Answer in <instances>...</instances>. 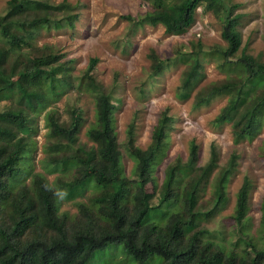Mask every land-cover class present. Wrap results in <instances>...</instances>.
I'll return each instance as SVG.
<instances>
[{
  "label": "trees",
  "instance_id": "obj_1",
  "mask_svg": "<svg viewBox=\"0 0 264 264\" xmlns=\"http://www.w3.org/2000/svg\"><path fill=\"white\" fill-rule=\"evenodd\" d=\"M149 1L151 9L135 25L161 24L167 35L185 34L195 22L197 6L221 20L224 46L205 49L198 39L176 57L187 67L178 97L187 99L196 90V107L226 98L213 122L217 127L230 126L234 145L260 134L264 50L252 54L247 45L241 46L239 16L233 15L232 7L225 0ZM75 8L67 0L57 4L7 0L0 14V39L5 42L0 45V100L13 102L0 110V264H88L97 252L105 258L104 264H264V202L256 234L245 229L252 187L248 177L235 195L231 215L235 231L228 235L235 239L225 242L207 227L228 200L227 185L237 169L238 154L233 152L220 166L219 153L211 144L209 159L200 165L199 146L191 140L187 159L168 163L159 184L155 171L165 156L174 118L165 111L159 114L145 148L135 144L134 122L125 141L119 142L116 104L93 74L97 58L90 59L75 85L94 99V117L86 128L91 144L79 143L87 121L80 107L67 108L65 119L58 109H49L44 151L48 172L57 173L55 185L43 173L33 172L37 129L32 115L46 109L64 87H74L61 54L48 45L36 46L35 36L42 26L72 27ZM10 52L16 54L12 59ZM206 55L215 58L224 76L200 85L201 58ZM148 58L150 83H154L169 60L159 58L154 49ZM122 148L133 161L129 175ZM210 182L211 196L203 201ZM147 185H152L151 190ZM84 195L87 200L76 201L74 213L59 210L61 198Z\"/></svg>",
  "mask_w": 264,
  "mask_h": 264
},
{
  "label": "rangeland",
  "instance_id": "obj_2",
  "mask_svg": "<svg viewBox=\"0 0 264 264\" xmlns=\"http://www.w3.org/2000/svg\"><path fill=\"white\" fill-rule=\"evenodd\" d=\"M7 0H0V14L5 12ZM57 4L62 0H47ZM75 5L77 19L72 27L42 26L35 36V45H48L62 56V61L68 67V76L74 87H64L59 95L51 101L48 107L41 112L33 113L34 128L37 131L33 138L36 147L32 152L33 172L43 173L54 186L56 172H48L46 153L47 144L45 114L49 109H58L61 119L67 117V108L72 105L80 107L84 122L79 133V143L91 142L86 135V128L94 117L93 96L77 89V77L82 76L91 58H97L93 74L104 88L111 92L116 104L114 124L119 142L125 141L126 130L132 122L135 124V144L145 148L149 141L152 129L159 114L165 111L173 116L174 125L168 133V144L165 156L157 165L155 177L161 184L165 166L179 158L183 162L187 159L189 144L194 140L199 146L198 163L204 164L209 159L211 144H214L219 153V165H224L233 152L238 154L237 169L230 177L227 185L228 200L224 207L207 223V227L217 232L218 238L225 242L234 240L228 235L233 229L232 212L236 192L244 177L252 183L248 224L245 229L256 234L260 223L261 203L264 202V128L257 136L245 140L237 145L232 142L229 125L217 127L214 118L226 102V98L217 97L208 105L196 107L193 103L194 93L187 99L178 97V86L181 82L186 64L177 61L181 51L187 52L192 47L191 41L201 40L205 49L224 46L225 41L220 36L221 20L212 12H196L195 22L183 35H167L161 24L142 26L135 25V20L151 9L149 0H67ZM232 7L233 15L239 16L237 28L241 34V46L247 45L252 54L264 50V0H225ZM62 15V14H61ZM131 16L132 20L124 18ZM5 44L0 39V45ZM154 49L162 60H169L162 73L150 83L148 53ZM13 58L16 54L10 52ZM203 77L200 85L219 81L223 73L218 69L215 58L206 55L201 58ZM143 90V92L141 91ZM10 99L0 100V110L12 104ZM13 105V104H12ZM57 110V111H58ZM122 162L126 175L133 168L132 159L122 148ZM212 181V180H211ZM152 185H147L151 190ZM90 191L87 193L89 194ZM212 193V182L206 185L202 200H207ZM87 196L77 197L74 200L61 198L60 211L74 213L76 201H86ZM225 232V233H224ZM221 233H224L225 236ZM120 248V247H118ZM122 258L123 254L120 253ZM105 258L99 257L97 252L88 264H104Z\"/></svg>",
  "mask_w": 264,
  "mask_h": 264
},
{
  "label": "clouds",
  "instance_id": "obj_3",
  "mask_svg": "<svg viewBox=\"0 0 264 264\" xmlns=\"http://www.w3.org/2000/svg\"><path fill=\"white\" fill-rule=\"evenodd\" d=\"M199 7L202 8V6H197V7H196V12H199V11L197 10V8H199ZM202 9H203V8H202ZM200 11H201V10H200Z\"/></svg>",
  "mask_w": 264,
  "mask_h": 264
},
{
  "label": "built area",
  "instance_id": "obj_4",
  "mask_svg": "<svg viewBox=\"0 0 264 264\" xmlns=\"http://www.w3.org/2000/svg\"><path fill=\"white\" fill-rule=\"evenodd\" d=\"M197 10H198V11H200V10H201V8L199 7V8H197Z\"/></svg>",
  "mask_w": 264,
  "mask_h": 264
}]
</instances>
